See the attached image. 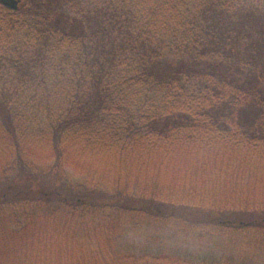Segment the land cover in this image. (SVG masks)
I'll list each match as a JSON object with an SVG mask.
<instances>
[{
	"label": "trees",
	"instance_id": "1",
	"mask_svg": "<svg viewBox=\"0 0 264 264\" xmlns=\"http://www.w3.org/2000/svg\"><path fill=\"white\" fill-rule=\"evenodd\" d=\"M262 168L264 0L0 4V264H208L115 240L144 215L263 242Z\"/></svg>",
	"mask_w": 264,
	"mask_h": 264
},
{
	"label": "rangeland",
	"instance_id": "2",
	"mask_svg": "<svg viewBox=\"0 0 264 264\" xmlns=\"http://www.w3.org/2000/svg\"><path fill=\"white\" fill-rule=\"evenodd\" d=\"M178 166L173 165V168ZM261 171L264 172V168ZM255 179H250L248 184L243 186L241 194L246 195L250 188L251 193L247 196L258 203H264V183L259 187ZM254 240H246L241 233L232 230L227 224H198L190 220L185 223L176 219L165 221L139 215L125 222L123 232L115 240V244L120 253L134 255L167 253L208 264H264V241ZM50 244L49 250L41 254V260L51 256L54 250H62L63 253L66 251L64 247L58 248L59 245L52 239ZM60 256L58 254L53 257L65 263L64 259H58ZM22 257L23 254L21 257L16 255V262Z\"/></svg>",
	"mask_w": 264,
	"mask_h": 264
},
{
	"label": "water",
	"instance_id": "3",
	"mask_svg": "<svg viewBox=\"0 0 264 264\" xmlns=\"http://www.w3.org/2000/svg\"><path fill=\"white\" fill-rule=\"evenodd\" d=\"M22 0H0V4L10 10L17 11L20 8Z\"/></svg>",
	"mask_w": 264,
	"mask_h": 264
}]
</instances>
